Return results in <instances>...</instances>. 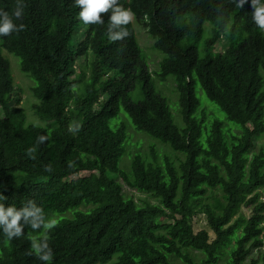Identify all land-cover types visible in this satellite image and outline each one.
I'll list each match as a JSON object with an SVG mask.
<instances>
[{
	"label": "trees",
	"instance_id": "16d2710c",
	"mask_svg": "<svg viewBox=\"0 0 264 264\" xmlns=\"http://www.w3.org/2000/svg\"><path fill=\"white\" fill-rule=\"evenodd\" d=\"M118 2L162 54L156 76L174 79L182 127L154 89L132 21L122 26L128 35L113 41L110 11L100 14L103 23L84 24L73 0H22L13 22L24 29L0 36V202L19 209L33 200L48 221L54 213L71 217L45 230L21 219V236L11 240L0 232V264H45L32 254L33 239L47 240L50 264H246L264 236V148L254 152L264 133V32L252 21L250 0L240 8L235 0ZM16 4L0 0V10L11 16ZM206 22L211 34L201 42ZM228 25L227 47L214 53ZM2 49L34 81L32 108L43 127L25 123ZM88 53L89 77L77 90L75 62ZM193 74L225 120L196 98ZM120 110L135 131L182 159L135 155L122 170L127 127L109 126ZM74 123L77 132L69 131ZM122 184L155 203L125 197ZM198 212L212 239L194 232Z\"/></svg>",
	"mask_w": 264,
	"mask_h": 264
},
{
	"label": "rangeland",
	"instance_id": "374dc122",
	"mask_svg": "<svg viewBox=\"0 0 264 264\" xmlns=\"http://www.w3.org/2000/svg\"><path fill=\"white\" fill-rule=\"evenodd\" d=\"M133 27L135 31V36L137 43L142 51L143 57L147 63V67L149 72L152 75L153 79V86L157 93H159L162 97H164L167 101L168 108L170 114L172 116L173 123L178 127H182V120L180 114V107L178 103V95L176 92L175 81L170 76L165 81H160L156 73L158 72V64L162 58V54L156 51L153 48V40L150 38L146 30L141 27L139 24L132 19ZM230 25L227 26L225 30L222 31L220 38L215 41L213 45L214 53H223L227 47V41L225 38V33L227 32ZM211 27L208 22H206L203 26V34L201 42L206 40L210 36ZM195 46L198 48L199 43H196ZM2 55L8 60L10 65V70L13 78V92L12 97L18 99L17 107L21 108V110L25 114V123L31 124L35 126L43 127L45 124L41 122L37 116L34 114L32 105L37 104V100L33 97L31 88L34 86V81L28 77L26 74L21 72L19 67V60L12 54H9L5 50L2 49ZM199 55H201L200 50L198 49ZM93 57L91 53H88L85 57L79 58L75 62V76L74 79H80L78 83H76V88L79 90L82 85L87 81L89 77V72L91 68V61ZM72 78V79H73ZM193 87H194V94L196 98L199 99L202 105L207 106L208 109H213L217 112V116L221 120H225V115L219 110V108L214 105L204 94L202 91L200 84L197 81L195 74H193ZM132 97L134 100L140 98L138 94V87L136 90L132 92ZM2 114V113H0ZM120 123H124L127 127V138L124 143V154L122 155L119 167L128 172L130 169V164L132 158L135 155H140L142 158L146 159L147 161H152L153 159L156 162H162L164 157H167L172 162H176L177 158L182 159V155L176 154L171 151L167 146L162 145L158 141L152 140L149 138L145 133L135 131L132 127L128 116L120 110L117 117L112 119L109 122V126L114 129V127ZM261 148H264V133L257 138L255 141V148L254 152L257 153ZM81 176L87 175V173H81ZM122 191L125 197L132 198L137 202H141L143 200L150 201L151 203H155L151 197H148L144 194L137 193L133 190H130L125 184H122ZM245 215H248L247 210H243ZM63 217H71L70 213H64L63 215H58L57 213L52 214L49 221H54V223ZM193 229L194 232L200 230H206L210 236L213 238L211 231L209 230L205 216L198 212L195 217L193 218ZM45 230V229H44ZM5 247H8V243L5 244ZM191 255L200 258L201 255L197 252L190 251ZM1 255V251H0ZM264 257V236H263V246L259 249L252 250L251 254L246 260V264L249 263V260H256L259 264H262V258ZM176 264H179L175 261Z\"/></svg>",
	"mask_w": 264,
	"mask_h": 264
},
{
	"label": "clouds",
	"instance_id": "9594fccd",
	"mask_svg": "<svg viewBox=\"0 0 264 264\" xmlns=\"http://www.w3.org/2000/svg\"><path fill=\"white\" fill-rule=\"evenodd\" d=\"M73 3L78 6V17L84 24H101L103 23L100 16L101 13L110 11L107 26V36L109 40H121L128 35V30L123 25L129 24L134 13L129 8L121 6L118 0H73ZM245 0H235V5L241 7ZM252 8V21L254 24L264 32V0H250ZM23 12L22 0H17L16 7L12 10L11 16L7 11L0 10V36H8L10 33L22 31L24 24H16L13 22V17L20 18ZM118 29V31H113ZM80 125L74 123L70 126L69 131L77 132ZM46 136L39 135L37 137L38 143H43ZM33 149L29 148L31 153ZM5 197L0 195V201ZM31 217V219H29ZM27 223L30 228L37 229L43 227L50 229L54 221L45 219L42 209L36 205L33 200H27L19 209L15 206L5 207L0 202V232H2L9 240L13 237H20L22 233L23 224L18 221ZM32 254H35L40 261L45 264H50L52 260V250L49 248L47 240L31 241Z\"/></svg>",
	"mask_w": 264,
	"mask_h": 264
}]
</instances>
